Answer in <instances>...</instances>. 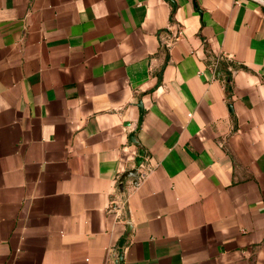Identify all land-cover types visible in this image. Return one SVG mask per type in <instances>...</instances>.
Masks as SVG:
<instances>
[{
	"label": "crops",
	"instance_id": "1",
	"mask_svg": "<svg viewBox=\"0 0 264 264\" xmlns=\"http://www.w3.org/2000/svg\"><path fill=\"white\" fill-rule=\"evenodd\" d=\"M125 236L122 264H264V4L0 0V264Z\"/></svg>",
	"mask_w": 264,
	"mask_h": 264
},
{
	"label": "water",
	"instance_id": "2",
	"mask_svg": "<svg viewBox=\"0 0 264 264\" xmlns=\"http://www.w3.org/2000/svg\"><path fill=\"white\" fill-rule=\"evenodd\" d=\"M253 1L258 2V3H261V4H264V0H253ZM143 157H144V153L141 152L140 158L138 160V165H141L142 164ZM130 175L133 176L134 178H136L137 177V171L134 170ZM126 239H127V236H125L122 239V241H121V244H120V247H119V254L117 255V259H116V264H122V260H123V249H124V246H125Z\"/></svg>",
	"mask_w": 264,
	"mask_h": 264
}]
</instances>
